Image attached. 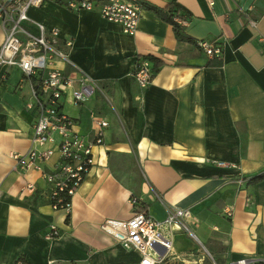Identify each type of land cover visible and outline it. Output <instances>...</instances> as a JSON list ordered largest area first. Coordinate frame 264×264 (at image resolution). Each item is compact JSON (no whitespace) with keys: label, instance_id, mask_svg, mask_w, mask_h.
Returning <instances> with one entry per match:
<instances>
[{"label":"crops","instance_id":"1","mask_svg":"<svg viewBox=\"0 0 264 264\" xmlns=\"http://www.w3.org/2000/svg\"><path fill=\"white\" fill-rule=\"evenodd\" d=\"M139 1L185 7L186 34L217 42L221 56L178 42L152 9L142 7L135 32L127 34L97 10L72 11L58 0L31 6L30 20L72 40L69 59L101 87L81 105L65 97L62 111L86 139L94 130L91 111L108 126L70 210H53L42 172L14 170L10 155L30 148L33 115L24 107L29 88L22 71L0 66V264L19 257L25 264H138L136 250L101 228L105 219L131 217L132 192L157 220L188 208L191 237L218 263L264 258V179L250 182L264 172V42L258 40L264 0H214L213 7L206 0ZM4 35L0 21V42ZM142 55L162 62L145 89L131 76ZM56 162L53 156L42 169ZM52 227L58 236L48 239ZM189 236L176 234V252L198 249Z\"/></svg>","mask_w":264,"mask_h":264},{"label":"built area","instance_id":"2","mask_svg":"<svg viewBox=\"0 0 264 264\" xmlns=\"http://www.w3.org/2000/svg\"><path fill=\"white\" fill-rule=\"evenodd\" d=\"M58 1L72 11L97 10L103 19L118 24L127 34L135 32L142 14L139 0ZM206 1L213 7L214 0ZM42 2L0 0V21L5 33L0 42V66H16L22 71L23 82L29 88L24 107L33 115L30 148L25 154L11 153L10 156L15 161L14 170H40L49 184V205L53 210L68 212L72 195L95 163L93 147L102 144L103 129L108 122L91 111L94 130L91 139H86L76 130L75 121L62 111L65 97L73 105H81L101 91V87L69 59L72 40H61L56 27L30 20L28 9L39 7ZM24 23L32 24L37 32H31ZM250 24L255 26L256 22L250 20ZM258 40L264 42V37L259 36ZM196 46L209 57L221 56L222 47L215 41L199 39ZM131 76L140 89L148 87L153 76L148 59L138 56ZM53 156L57 162L50 171H44L42 164ZM27 189L32 191V185ZM138 203L136 198H130L133 212L129 219H105L101 224L115 241L139 253L138 264H167V261L170 264H264V258L243 257L218 263L201 251L180 254L173 247L174 237L178 233L192 236L191 211L174 208L165 218L157 220L140 209ZM225 212L227 216L232 214L231 208ZM56 236L58 231L54 227L46 234L48 239Z\"/></svg>","mask_w":264,"mask_h":264},{"label":"trees","instance_id":"3","mask_svg":"<svg viewBox=\"0 0 264 264\" xmlns=\"http://www.w3.org/2000/svg\"><path fill=\"white\" fill-rule=\"evenodd\" d=\"M140 4L143 8L154 10V12L162 20L170 24L172 26L174 36L178 42H190L196 44V41L192 37L186 34L185 28L182 25V22L188 21L191 18V13L185 7H183L182 5L176 2L167 3L163 7H156L149 3H144L141 1ZM142 57L148 59V61L151 63V68L153 70V73L159 70L162 63L160 59L151 55H142ZM259 179H264V172H261L256 176L252 177L250 179V182ZM131 198H136L137 201H139L138 197L134 192H132ZM140 204L141 203L139 202L138 206H140ZM16 264H25L24 258L19 257L16 261Z\"/></svg>","mask_w":264,"mask_h":264},{"label":"rangeland","instance_id":"4","mask_svg":"<svg viewBox=\"0 0 264 264\" xmlns=\"http://www.w3.org/2000/svg\"><path fill=\"white\" fill-rule=\"evenodd\" d=\"M29 13H30V11H29ZM65 105H67V103H65ZM189 238L192 241V243L198 247V249L195 250V252H200L201 251V252L204 253L203 249H201L200 245L193 239V237L189 236Z\"/></svg>","mask_w":264,"mask_h":264}]
</instances>
